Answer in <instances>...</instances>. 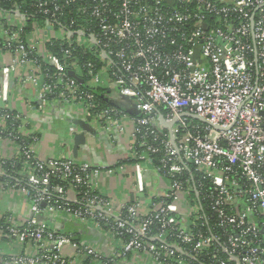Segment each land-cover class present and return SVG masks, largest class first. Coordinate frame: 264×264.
<instances>
[{
  "label": "built area",
  "instance_id": "2783aa9c",
  "mask_svg": "<svg viewBox=\"0 0 264 264\" xmlns=\"http://www.w3.org/2000/svg\"><path fill=\"white\" fill-rule=\"evenodd\" d=\"M5 1V71L37 85L36 109L59 102L107 133L128 131V159L151 164L166 184L146 194L135 176L129 192L107 190L99 184L113 171L106 165L39 157L38 136L22 131L26 117L5 104L0 79V189L31 209L0 217V264H264V0ZM16 17L41 37H26ZM55 42L56 51L47 47ZM78 49L100 66L81 62ZM82 68L85 86L111 89L128 111L100 107L70 75L81 78ZM188 165L207 184L192 180ZM54 212L100 230L109 250L41 220Z\"/></svg>",
  "mask_w": 264,
  "mask_h": 264
},
{
  "label": "crops",
  "instance_id": "0c3cea01",
  "mask_svg": "<svg viewBox=\"0 0 264 264\" xmlns=\"http://www.w3.org/2000/svg\"><path fill=\"white\" fill-rule=\"evenodd\" d=\"M15 21L19 24L23 23L24 34L30 37L33 34L36 37H41V31L31 32L32 22L28 18L16 17ZM40 24V22H39ZM29 34V35H28ZM26 38V39H28ZM38 45V44H37ZM42 45V43L40 44ZM9 60V55L0 50V79L7 85L5 104L13 110L21 112L25 115L26 120L23 122L22 131L25 133H33L38 136L36 144V153L41 158L56 157V158H80L85 159L92 164L106 165L113 171L108 174L102 172L99 178V184L107 188V190L115 188L118 192H129L130 184H132L135 176L139 177L141 183L144 184L146 194H159L165 187L166 181L157 172V170L149 163H136L128 159V145L130 136L128 131L124 133H107L104 127L99 123L91 120H86L84 116L77 112L74 106L53 102L48 105L43 112L36 109V89L37 85L32 82L20 83L19 70L5 71L6 62ZM79 78V76H77ZM39 79V76L37 77ZM102 94L109 100L110 103H116L128 109V102L113 101V91L111 89L102 90ZM2 102L0 101V104ZM126 109V110H127ZM128 111V110H127ZM88 121L89 124H86ZM76 124L86 132L87 142L85 146H81L77 157L72 154L71 144L66 143L69 137L70 125ZM93 131V132H92ZM104 133V134H102ZM104 135H109V140L104 139ZM108 141V142H107ZM83 147V148H82ZM3 152L8 155H15L10 148V144L3 145ZM123 164L124 170H120L119 166ZM148 196V195H147ZM10 213L14 218H21L30 215V202L24 199L21 195L6 189H0V217L2 214ZM48 225L56 230L64 232L66 225L78 224V222L68 215L60 212H54L47 216H41ZM83 228H78L74 225L75 232L69 231L72 238L75 240L92 242L86 237V231L90 228L81 225ZM78 230V231H76ZM66 233V232H65ZM99 248L109 250L111 242L107 235L99 242H93ZM21 245L15 246V250H20ZM33 247L24 246V249L32 250ZM4 250V242H0V250ZM145 264H153L149 258H145Z\"/></svg>",
  "mask_w": 264,
  "mask_h": 264
},
{
  "label": "trees",
  "instance_id": "16d2710c",
  "mask_svg": "<svg viewBox=\"0 0 264 264\" xmlns=\"http://www.w3.org/2000/svg\"><path fill=\"white\" fill-rule=\"evenodd\" d=\"M12 1L13 0H6L3 3V6L4 7H8V5L10 4V2H12ZM23 6H24L23 9H27L28 8L27 7V4H24ZM36 18H38V21L40 23H42V19H43L42 17L37 16ZM47 47L52 48L53 51H56L58 49V47H59V44L57 42L52 43V45L48 43V46ZM76 56L80 59L81 62H84L85 60H91L97 66H100V62L89 51L83 52V51H80L78 49V50H76ZM79 74H80L81 78L83 79V81L81 82V87L84 90H89V91H91V92L94 93V95L96 97V101L99 103L100 107H108V106H111L112 105L109 102V100L107 98H105V96L102 94V92H103L102 91L103 90V87L102 86H100V85H97V86H85V82L88 79V76L86 75V71L84 70V68L80 69ZM49 99H52V97H49ZM130 160L131 161H134L132 159H130ZM151 162L154 165H157L158 164L157 157L156 156H152ZM188 166H189V171L191 172V174L189 173V176H192L193 177V178H191L192 180H194L195 182H199L201 184H207V181L201 177V174H199L198 172H196L194 170V168H193L192 165H188ZM187 174H188V172H187ZM82 264H88V261L84 260Z\"/></svg>",
  "mask_w": 264,
  "mask_h": 264
},
{
  "label": "water",
  "instance_id": "95a60500",
  "mask_svg": "<svg viewBox=\"0 0 264 264\" xmlns=\"http://www.w3.org/2000/svg\"><path fill=\"white\" fill-rule=\"evenodd\" d=\"M70 75L76 77L77 80L80 82L83 81L82 78H78L77 76H75V74L72 71L70 72ZM160 119L162 121V118H160ZM86 124H89L88 121L86 122ZM167 126H170V124H168ZM70 127L74 129V131L72 133H69V137H71L72 154L74 157H77V154H78L80 147L85 146V144L87 142L86 141L87 136H86V132L82 128L78 127L76 124H71ZM74 225H76V227H78V228H83L82 226H80L76 223L75 224L72 223L71 225L70 224L66 225L63 231L64 232H69V231L75 232ZM76 231H78V230H76ZM86 234L87 235L85 238L89 239L92 242H99L103 238L100 230H98L96 228H89L86 231Z\"/></svg>",
  "mask_w": 264,
  "mask_h": 264
},
{
  "label": "rangeland",
  "instance_id": "374dc122",
  "mask_svg": "<svg viewBox=\"0 0 264 264\" xmlns=\"http://www.w3.org/2000/svg\"><path fill=\"white\" fill-rule=\"evenodd\" d=\"M9 60H10V58H9ZM9 60L6 62V65L9 64ZM102 134H104V133H102ZM66 143L71 144V137H68V140L66 139ZM82 148H83V147H82Z\"/></svg>",
  "mask_w": 264,
  "mask_h": 264
}]
</instances>
